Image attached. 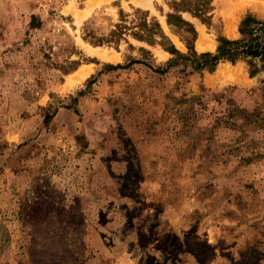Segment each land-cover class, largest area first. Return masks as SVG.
I'll return each mask as SVG.
<instances>
[{
	"label": "rangeland",
	"instance_id": "374dc122",
	"mask_svg": "<svg viewBox=\"0 0 264 264\" xmlns=\"http://www.w3.org/2000/svg\"><path fill=\"white\" fill-rule=\"evenodd\" d=\"M87 1L0 0V264H264V0Z\"/></svg>",
	"mask_w": 264,
	"mask_h": 264
},
{
	"label": "trees",
	"instance_id": "16d2710c",
	"mask_svg": "<svg viewBox=\"0 0 264 264\" xmlns=\"http://www.w3.org/2000/svg\"><path fill=\"white\" fill-rule=\"evenodd\" d=\"M158 28V24L155 23ZM241 38L238 40L220 39L216 53L209 52L196 55L192 52L191 56L197 59L194 67L196 70L204 68L212 69L219 61L236 62L239 59L248 61V65L254 68V61L264 59V21L246 18L242 21L240 27ZM171 54L180 56L181 54L174 48H170ZM171 62H175L171 60ZM120 67V66H117ZM256 74V70H250V75Z\"/></svg>",
	"mask_w": 264,
	"mask_h": 264
},
{
	"label": "bare ground",
	"instance_id": "6f19581e",
	"mask_svg": "<svg viewBox=\"0 0 264 264\" xmlns=\"http://www.w3.org/2000/svg\"><path fill=\"white\" fill-rule=\"evenodd\" d=\"M101 0H88L87 1V10L85 9L84 10V13L85 15L87 16V14L90 12L91 8L93 6H95L96 4L100 3ZM144 0H132V2H134L135 4L137 3H141L143 2ZM256 1V0H255ZM249 6V5H248ZM83 13V15H84ZM164 24V23H163ZM164 27H165V24H164ZM228 31L231 30V26H228L227 27ZM231 34V33H230ZM201 35V34H200ZM173 36V35H172ZM178 42V41H177ZM179 43V42H178ZM181 45V44H180ZM196 48L197 50L201 51L203 50V46L202 44L197 41L196 42ZM205 50V49H204ZM90 53L92 54H96L97 57H99L101 60H106V61H114L116 59L115 55L113 53H110V52H107L105 50H96V51H89ZM91 70V67L90 66H85V67H80L73 75L70 76L69 80H68V84H72L73 82L75 81H80L82 80L83 78H85L89 72ZM221 72V70H220ZM223 74V72H222ZM239 74V73H238ZM240 75V74H239ZM224 78V77H223ZM226 80V79H225ZM229 81V80H228ZM231 81V80H230ZM236 82V81H235Z\"/></svg>",
	"mask_w": 264,
	"mask_h": 264
},
{
	"label": "crops",
	"instance_id": "0c3cea01",
	"mask_svg": "<svg viewBox=\"0 0 264 264\" xmlns=\"http://www.w3.org/2000/svg\"><path fill=\"white\" fill-rule=\"evenodd\" d=\"M230 26H231V25H230ZM231 29H233L232 26H231Z\"/></svg>",
	"mask_w": 264,
	"mask_h": 264
}]
</instances>
